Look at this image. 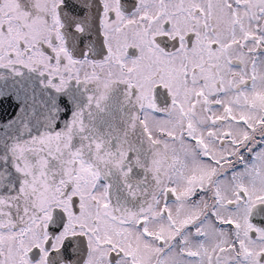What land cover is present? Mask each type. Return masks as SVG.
<instances>
[{"label": "snow or ice", "instance_id": "obj_1", "mask_svg": "<svg viewBox=\"0 0 264 264\" xmlns=\"http://www.w3.org/2000/svg\"><path fill=\"white\" fill-rule=\"evenodd\" d=\"M0 264H264V0H0Z\"/></svg>", "mask_w": 264, "mask_h": 264}]
</instances>
